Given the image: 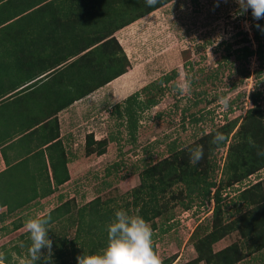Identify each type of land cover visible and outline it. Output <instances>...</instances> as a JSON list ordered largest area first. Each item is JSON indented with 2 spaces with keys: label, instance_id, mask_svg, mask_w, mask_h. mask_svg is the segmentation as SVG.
Listing matches in <instances>:
<instances>
[{
  "label": "trees",
  "instance_id": "1",
  "mask_svg": "<svg viewBox=\"0 0 264 264\" xmlns=\"http://www.w3.org/2000/svg\"><path fill=\"white\" fill-rule=\"evenodd\" d=\"M172 1L161 0L155 8H149L145 0H0V147L17 138L21 145L33 140L39 142L35 150H29L15 164L10 163L6 154L7 147L15 145L2 149L7 169L0 172V210L5 209L0 213L1 222L54 195L71 180L69 158L58 140V114L127 73L131 68L129 59L113 35ZM96 24L100 28L96 29ZM256 24L264 29V19L254 24L258 50L250 46L243 48L242 57L247 61L253 57L264 60L261 42L264 31ZM74 25L81 29L75 30L73 37L76 43H83L72 48L74 51L69 57L88 52L68 64L69 57L64 61L45 60L36 77L33 63L27 60L37 49L31 45L41 38L60 43L69 36L67 28ZM177 73L166 74L160 81L168 84ZM42 75L43 78L35 81ZM150 88L163 91L157 84L143 90ZM140 93L114 106L118 118H126L129 132L134 136L142 113L160 104V97L142 100ZM259 95H252L255 108L247 111L236 132L237 120L219 128L226 136L223 143L213 144L215 134L209 133L185 147L170 146V155L146 167L140 175V184L119 199L97 197L81 207L68 200L40 216H51L48 237L52 241V257L47 264H78L80 255L102 253L107 245V225L114 220L117 210L139 215L156 229V220L168 215L176 204L189 210L197 200L206 206L214 202L213 225L210 234L195 235L198 258L187 264H238L247 256L263 252L264 181L239 192V215L232 222H227L223 197V190L264 168V155H258L264 152V113L260 110ZM189 117L194 122L200 121L194 114ZM109 140L118 141V137L112 136ZM109 140L96 141L89 134L85 144L87 154H106ZM196 147H202L204 156L193 166L189 163V154ZM224 148H228L223 168L226 184L218 183L214 176V155ZM176 187L181 189L176 192ZM24 224L21 218L14 220L12 231L22 229ZM170 229L171 226L165 232ZM234 232L239 233L242 243L215 253L213 245ZM20 239L23 246L20 244L13 250L19 258L28 257L30 261L28 231ZM47 253L48 250L43 254ZM4 263L15 264L10 251L5 253Z\"/></svg>",
  "mask_w": 264,
  "mask_h": 264
},
{
  "label": "rangeland",
  "instance_id": "2",
  "mask_svg": "<svg viewBox=\"0 0 264 264\" xmlns=\"http://www.w3.org/2000/svg\"><path fill=\"white\" fill-rule=\"evenodd\" d=\"M238 13L236 0H174L119 35L131 68L115 84L125 100L115 102L123 104L133 94L142 92V100L160 97V104L142 113L135 136L129 132L126 118L119 119L116 110L94 115L86 124V133L92 132L96 141L118 137V141L109 140L107 152L102 156L87 154L88 135L78 133L84 124L77 120L80 127L75 129V142L65 149L71 180L54 195L4 223L0 221V252L10 251L15 264H29L28 257L19 258L13 250L22 245L20 237L27 232L25 227L12 231L14 220L21 218L26 222L40 217L68 200L81 207L97 197L119 199L140 184V175L146 167L170 155V146L185 147L235 120L238 121L236 132L247 111L255 108L253 94H260V110L264 113V60L253 57L247 61L242 57L245 46L258 50L254 34V24L258 21L253 20L251 9L244 15ZM261 42L264 43V35ZM173 72H178L173 81L168 84L160 81ZM184 80H190L191 91L181 96L176 88ZM154 84L163 91L143 90ZM220 97L229 99L227 109L218 103ZM193 114L200 118L199 122L189 117ZM227 152L228 148H224L214 155V176L218 183L227 182L223 174ZM260 181H264V168L223 190L227 222L239 215V192ZM180 189L175 188L176 192ZM193 205L186 210L176 204L168 215L156 220V229L149 224L153 229L154 250L162 264H187L198 258L194 237L212 231L215 205L214 202L202 205L199 200ZM69 235L74 236L72 230ZM234 243H242L237 232L215 243L213 251L219 252ZM46 250L42 249V253ZM238 264H264V251L247 256Z\"/></svg>",
  "mask_w": 264,
  "mask_h": 264
},
{
  "label": "clouds",
  "instance_id": "3",
  "mask_svg": "<svg viewBox=\"0 0 264 264\" xmlns=\"http://www.w3.org/2000/svg\"><path fill=\"white\" fill-rule=\"evenodd\" d=\"M161 0H145L146 6L155 8ZM239 5V15H244L251 9L253 20L264 19V0H236ZM261 29L259 24H256ZM264 31V29H261ZM176 90L181 96L190 94L191 82L184 80L177 84ZM218 103L225 109L229 106L227 97H220ZM226 140V136L217 131L212 143L219 145ZM249 143L252 144L251 138ZM264 155V152L258 153ZM202 147L190 150L189 163L193 166L203 159ZM51 216L29 218L24 227L29 233L31 241L28 247L30 255L29 264H47L52 257V241L48 237ZM107 245L100 254H83L77 257L78 264H162L157 252L154 250L153 229L143 217L130 215L127 211L117 210L114 220L107 225ZM23 246V245H22ZM47 248L44 255L42 249ZM5 253L0 252V264H4Z\"/></svg>",
  "mask_w": 264,
  "mask_h": 264
},
{
  "label": "crops",
  "instance_id": "4",
  "mask_svg": "<svg viewBox=\"0 0 264 264\" xmlns=\"http://www.w3.org/2000/svg\"><path fill=\"white\" fill-rule=\"evenodd\" d=\"M140 21H142V19L137 21L136 23H139ZM96 25H97L96 29L100 28L98 24ZM129 26L120 29L113 35L118 40L120 45L122 46L124 44L121 42L119 35L124 33L125 30L129 29ZM58 29L61 30L62 28L59 27ZM80 29L81 28H79L78 25L68 27L67 30H69V36H67L66 39L64 40H60V43L58 40L49 41L48 39H45V38L36 39L34 41V43L31 46L35 45L37 49L36 51L34 50V53L32 52L34 55H32L31 58H27V60L33 63L32 67L36 69L33 72L37 75L36 77H38L39 72L43 69L42 64L45 60H50L53 62L67 60L70 54L74 51V49L72 48L82 45L83 43L82 41H78L76 43V40L73 37L75 30H80ZM88 29L91 30V27H88ZM43 47H47L49 48V50L47 51L42 50ZM86 52L80 53L78 56H75V57L74 55L69 57V59L66 61V64L74 62L78 57L84 55ZM126 74L127 73L115 79L114 81L110 82L109 84L105 85V87H102L99 90L95 91L91 95L75 102L71 107L61 111L58 114L57 117L59 119V130H60V135H59L58 140H60L63 143V146L66 150H68L67 149L68 146L72 145V143L75 142L74 141V137L76 136L75 129H77V127H80V125L77 123V120H81L82 124H84L82 129L79 128L78 133L81 135L82 132H84V135L86 134L89 135L92 132L90 133L85 132L87 128L86 124L88 123V121L93 119L94 115L98 117V115L102 116V113L104 112L106 113L109 111L112 112L114 110L115 105L121 104V102L125 100L124 99L125 97L121 95L120 93H118V91L116 90L115 84L122 78L126 77ZM43 77L44 75L37 78L35 81ZM35 81H32V82H35ZM108 87H110V89H108L107 91L106 89ZM123 92L127 93L125 91ZM117 99H121L122 101L116 103L115 101ZM17 139H15L14 142L12 141L11 143L4 145L3 147H0V172L7 169V163L5 161V158L2 152L3 148H6L8 145L9 146L15 145L13 148L7 147L6 149L8 160L10 161L11 164H15L16 162H18L19 157L21 156L26 157L27 152L29 150H35L37 144L39 143L37 140H33L31 142L21 145L19 141H17ZM43 149H45V147Z\"/></svg>",
  "mask_w": 264,
  "mask_h": 264
}]
</instances>
